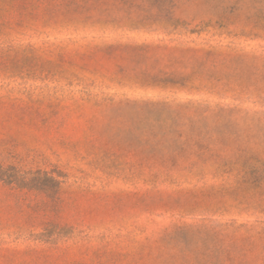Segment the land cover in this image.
I'll return each mask as SVG.
<instances>
[{
	"label": "rangeland",
	"instance_id": "374dc122",
	"mask_svg": "<svg viewBox=\"0 0 264 264\" xmlns=\"http://www.w3.org/2000/svg\"><path fill=\"white\" fill-rule=\"evenodd\" d=\"M173 3L0 0V264H264V0Z\"/></svg>",
	"mask_w": 264,
	"mask_h": 264
},
{
	"label": "trees",
	"instance_id": "16d2710c",
	"mask_svg": "<svg viewBox=\"0 0 264 264\" xmlns=\"http://www.w3.org/2000/svg\"><path fill=\"white\" fill-rule=\"evenodd\" d=\"M125 4H129V9L125 12V17L131 25L149 26L159 22L166 25H172L175 29L178 26H184L185 23L179 18L173 16L172 5L175 0H120ZM132 5H137L140 8L132 9ZM146 6V8H143ZM181 26V27H182Z\"/></svg>",
	"mask_w": 264,
	"mask_h": 264
}]
</instances>
